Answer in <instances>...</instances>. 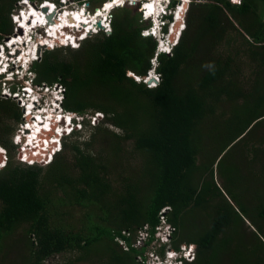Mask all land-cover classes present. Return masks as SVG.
<instances>
[{"label": "trees", "instance_id": "obj_1", "mask_svg": "<svg viewBox=\"0 0 264 264\" xmlns=\"http://www.w3.org/2000/svg\"><path fill=\"white\" fill-rule=\"evenodd\" d=\"M19 1L0 0V45ZM115 11L109 35L45 49L31 65L36 85L64 88L65 111L103 115L66 138L50 165L17 161L21 111L0 100V249L21 231L20 264H145L170 208L169 249L195 247V259L181 264H264V0L193 1L171 55L157 57L153 89L130 74L146 77L157 43L141 36L137 12ZM244 165L247 183H259L248 203L238 192ZM140 231L151 236L137 249Z\"/></svg>", "mask_w": 264, "mask_h": 264}, {"label": "clouds", "instance_id": "obj_2", "mask_svg": "<svg viewBox=\"0 0 264 264\" xmlns=\"http://www.w3.org/2000/svg\"><path fill=\"white\" fill-rule=\"evenodd\" d=\"M189 1H190L188 4L189 6H188L187 10L185 11L186 14H187V11H188L191 3L193 1L195 2L196 0H189ZM232 1L233 0H230L231 3H233ZM69 2H71V1L67 0V2H66V0H62V1H60V4L65 5L66 8H70L71 6L68 5ZM129 2H133V5H128ZM199 2H203V0H200ZM240 2H241V0H235V3H233V4H240ZM105 3L103 4L104 6H105ZM151 3H155V5H156L155 11L149 9V4H151ZM45 4H50L53 7H50V5L46 6ZM137 4H138V6H137ZM184 4H185V0H152L151 2L149 0H141V1L140 0H123L122 3H120L118 5L115 4L111 8V10L106 13L105 18L100 17V20L104 19L105 25L102 24L101 29L96 28L97 30L96 29L94 31L92 30L91 35L97 34L100 30L105 31V29L108 27V25H110L111 18H109V15L112 12H114L115 10L123 9L126 5L131 6V7L137 6V9H138L139 13L141 14V20L145 23H149V26H146V28L141 32V36L151 37L156 41L157 44H156V49H155V56L151 60V69L147 73L146 77L139 78V77L134 76L133 74H130V76H132V78H134V80L137 83L142 82L146 85L147 88L153 89L157 86V85L154 86L152 84L155 83V76L158 75L156 73L158 55L164 54V55L170 56L172 48H174L177 45L179 38H180L183 30L185 29V23L183 22V26H182V28L179 27L180 31L177 32V35H174V33H173V27L175 26V24L177 22V17L179 15L178 13L182 11ZM18 5L21 6V8L15 9V13H16L15 19L11 17L12 22H13L12 25L15 28V30H14V28H13V30L15 31V33H18L15 35H17L18 37L22 36L20 41H22L23 44L27 42L28 44H32V46L33 45L36 46L38 44L41 47L38 49L35 48L34 53L29 56L30 59H29V61L26 62V64H27L26 68H24V64H22V63L20 64V66H18V67H20V70H22V74H21L22 77L18 78V75L14 74L13 77L11 78L7 74V72H9L11 69L14 68L15 64H13V63H11L13 68L9 67L8 64H5V65H7L5 68H8V69H5V68L3 69L2 67L0 68V84H2V83L11 84V83L16 82L19 84V90H21V87L25 86V82L28 81L29 78L31 77V75H29V72L33 74V72L31 71V65L33 64L34 61L38 60L42 49L54 50L57 48H66V47H69L71 49H77L79 46V42L84 41L89 36H87V33H86L81 38V41L76 42L78 44V46L76 44H73V43H70L69 45L62 44L61 41L56 40L55 36H50V35H48L47 32L50 29L48 27V25L51 26L52 21H57L58 23H60V16H62L65 13V10L63 11V13L60 14V16L58 18L56 14H53V12L54 13L56 12V8H57L56 4L54 2L51 3L50 0H43L42 2H40L38 4V6H36L33 3V1L27 0V3H25V2H23V0H20ZM102 6H100V7H102ZM104 6L101 9H100V7H98V8H96V10L97 9L102 10L104 8ZM80 7H83V6L80 5ZM43 8L44 9L48 8L47 11L49 12V15L45 16L46 19L44 17L45 23L40 24L38 26V24L34 23L35 17L32 14V11L33 10L38 11L37 9H39V11H40ZM84 9H85V7L79 9L78 12H79V14L84 13V17L89 20V17L91 18V14L93 13V10L91 11V14H90L89 11H84ZM45 13H47V12H45ZM51 14H53L52 16H54V18L51 16ZM96 14H97V12L94 13L92 16H96ZM48 17H51L50 21L48 20ZM30 18H32V19H31V24L29 25L28 21H30ZM23 19H26V20H23ZM21 25H23V26H21ZM82 25H84V22L82 23ZM30 31H32V32L29 33ZM25 33H29V34L26 35ZM37 34H39L40 36H37ZM12 36H13V33H12ZM12 36L8 37L7 39H10ZM38 38H40V40ZM47 41H51V44H48ZM10 42H11V40L5 45L6 48L10 47V49H11V45H9ZM44 42H46V43L44 44ZM55 42L57 44L54 46ZM40 43H43V44H40ZM1 46L2 45H0V52L2 51ZM38 52H39V54H38ZM11 54H13V55L18 54V50L17 51L14 50V47H13V49H11V52H8L6 55L11 56ZM19 61L20 60L18 59V56H17V59H15V62L18 63ZM151 78H153L154 80L149 83L148 81ZM1 90H2V87L0 85V92H1ZM13 91H15V88H13ZM47 96H48L49 100H53L55 98L54 94H52V93L47 94ZM87 125H88V123H85L84 127H86ZM65 139H64V141H65ZM64 141H63V143H64ZM63 143H62V149H63ZM12 144H13V140H12ZM62 149H61V151H62ZM4 151H6V150L0 146V160L3 159ZM6 157H7V152H6ZM6 162H7V160H6ZM4 166L2 168H4ZM2 168H0V169H2ZM170 240H171V237H170ZM169 242H165L162 245V246H166L164 256H160L158 254L154 256V254L151 252L150 256H148L149 254L146 256L143 255L145 262L148 264H181L184 262H188L187 259H185L183 257L182 252L180 250L175 251V250L169 249L170 251H174L177 254L174 256L170 255L168 253V251H166V248L170 247ZM147 248L148 247H146V250H147ZM146 250H145V252H146Z\"/></svg>", "mask_w": 264, "mask_h": 264}, {"label": "built area", "instance_id": "obj_3", "mask_svg": "<svg viewBox=\"0 0 264 264\" xmlns=\"http://www.w3.org/2000/svg\"><path fill=\"white\" fill-rule=\"evenodd\" d=\"M199 1L200 0H196V2ZM232 2L235 3V0ZM104 33L107 35L110 34L107 28ZM12 63L15 64V66L7 72L9 77L12 78L14 74H17L18 78L22 77V70H20V67L16 66L18 63L15 61H12ZM29 75H31V77L25 82V86L21 87V90H19V84L16 82L11 84L2 83L0 97L2 96L5 99L15 101L21 111L22 123H20L12 137L13 144L16 147L17 161L28 166L47 167L52 163L54 157L61 151L62 143L65 138L71 137L74 133H83L86 128L84 127L85 123H88L90 127H94L97 123L103 120V115L95 113L91 114L92 116H88L89 114H76L65 111L62 107L65 92L64 88L59 84H55L52 87L36 85L33 79L34 75L30 72ZM159 82L160 76L156 75L155 83L152 85H158ZM29 85L35 87V92L30 89L31 87ZM13 88H15V91H13ZM27 88L29 92L27 91L25 94L24 91H26ZM53 89H55V98L49 100L47 93H51ZM18 92H20L21 95H18ZM34 93H36V98ZM24 94L26 97L23 99L22 95ZM27 98H29V102H27ZM25 103H29L33 107L30 115L26 111ZM48 111H50V113H48ZM37 114L40 115L39 117L42 119H47L49 116L56 118H54V120H49L44 124H40L41 128L39 129L34 127L35 121L33 120V117H36ZM28 126H31L29 132L25 131ZM32 129H35L36 131L39 129V131L36 133V138L33 139L31 144L27 145V140L30 135H32ZM6 160V151H4L3 159L0 160V168L6 164ZM169 210L170 208H164L161 210L159 214L160 223L155 228V233L153 234L154 241L148 247L159 249L165 242L170 241V237L174 232V227L167 222L166 214ZM150 236L151 235L148 232L140 231L133 247L137 249H140L142 246L145 247ZM117 243H119V246L123 247L125 251L128 249L125 242L118 241ZM179 250L188 262L194 260L195 247L193 245H182ZM170 254L173 256L177 255L174 251H170ZM138 258L140 261L142 260L141 257Z\"/></svg>", "mask_w": 264, "mask_h": 264}, {"label": "rangeland", "instance_id": "obj_4", "mask_svg": "<svg viewBox=\"0 0 264 264\" xmlns=\"http://www.w3.org/2000/svg\"><path fill=\"white\" fill-rule=\"evenodd\" d=\"M43 0H36V1H33V3L36 5V6H38V4L40 3V2H42ZM60 1H62V0H50V2L51 3H55L56 4V7L58 8V12H57V17L59 18V16H60V14L66 9H69L70 10V12L71 13H73V12H75V13H79L78 12V10L79 9H81V8H84L85 7V9H84V11H89V13L91 14V11L93 10V13L91 14V18L93 17L92 15L94 14V13H96V8H98V7H100V6H102L104 3H101V4H99L98 2H96L95 0H90V1H84V2H82L83 4H79L77 1H74V0H69V1H71V2H69L68 3V5L69 6H71L70 8H66V6L65 5H63V4H60ZM108 0H106V2H107ZM141 1V0H140ZM66 2H67V0H66ZM80 5L81 6H83V7H80ZM128 5H133V2H129L128 3ZM128 5H126L125 7L126 8H130L133 12H137L139 15H140V21H139V23H141V26H143V27H146V26H149V23H145V22H143L142 20H141V14L139 13V11H138V9H137V6H138V4H137V6H135V7H131V6H128ZM46 6H48V5H46ZM189 6V5H188ZM15 7H17V9L18 8H21V6H19L18 4L15 6ZM45 7V6H44ZM50 7H53L52 5H50ZM124 7V8H125ZM101 8V7H100ZM188 8V7H187ZM187 8L185 9V11L187 10ZM46 9V12H47V14L49 15V12L47 11V9L48 8H45ZM72 10V11H71ZM40 11H42V10H40ZM68 11V10H67ZM33 12H35V13H37V12H39V10L38 11H32V14H34ZM116 12V11H115ZM114 12H112L110 15H109V18H111L112 17V14H113ZM186 14V13H185ZM185 14H183V18L184 19H181L180 21V23H177L176 24V28H174L173 29V31H177L176 29L177 28H182V26H183V22L185 23V19H186V16H187V14L185 15ZM51 16H52V14H51ZM11 17L12 18H14L15 19V17H16V13H15V10L13 11V13H12V15H11ZM53 18H54V16H52ZM108 18V19H109ZM89 19H90V17H89ZM11 23L13 24V22H12V19H11ZM30 23V22H29ZM33 23V22H32ZM14 30H15V28H14ZM13 30V31H14ZM107 30H109V32H110V30H111V26L109 25L108 27H107ZM81 30H79V28H77V27H75V28H71L70 30L69 29H67V28H64V32H67L68 34L67 35H65L66 36V39L68 40V42H67V45H69L70 43H73V44H76L77 46H78V44L76 43V42H78V41H81V38H79L78 37V35H80V32ZM100 31H104V30H100ZM105 32V31H104ZM178 32V31H177ZM15 34H18V33H15V31L13 32V36L10 38V39H6L4 42H3V44H2V46H1V48H2V51L0 52V56H2V54L1 53H3L4 52V56L6 57L7 55V53L8 52H11V49H10V47H8V48H6L5 47V45L10 41V40H12L13 39V37H15L14 39L15 40H20L21 38H22V36H20V37H18L17 35H15ZM37 36H40L39 34H37ZM91 36V35H90ZM89 36V37H90ZM39 40H40V38H38ZM21 42V41H20ZM33 42V41H32ZM48 42H50V43H48ZM34 43V42H33ZM47 43L48 44H51V41H47ZM81 42H79V44H80ZM57 43L55 42L54 43V46L56 45ZM17 45V46H16ZM31 45V46H30ZM29 46L30 47H32V44H30ZM23 47V46H22ZM19 49V48H21L18 44H15V47H14V49L16 50V49ZM24 48V47H23ZM34 48V47H33ZM45 49H42L41 50V53L44 51ZM18 54L20 55L21 54V56H23V54L20 52V51H18ZM3 61H5L4 59H0V67H3V69H4V67H5V64H8L9 65V67H11V68H13V66H12V61H15V59H11V60H8L7 62L5 61V62H3ZM20 64H16V66H19ZM27 67V64L26 63H24V68H26ZM1 86H2V84H0ZM30 86V85H29ZM54 86V85H53ZM31 87V86H30ZM30 89H32L34 92H35V87L33 86V87H31ZM23 90V89H22ZM54 90L55 89H53V91L51 92L52 94H54L55 95V92H54ZM49 93V92H48ZM47 93V94H48ZM35 94L36 93H34V96H35ZM18 95H21V93L20 92H18ZM2 97V96H1ZM0 97V100H2V101H4V100H9V99H5L4 97H2L1 98ZM37 96H35V98H36ZM10 101H12V102H14V103H16L15 101H13V100H11L10 99ZM88 116H92L91 114H89ZM21 123H22V121H20ZM101 122V121H100ZM98 124V123H97ZM96 126V125H95ZM71 138H72V136H71ZM84 138H88V136H85ZM15 158L17 159V157L15 156ZM241 171H242V173H243V175H241V179H240V181L243 179L244 181L243 182H241V183H239V187H242L240 190H238V192H239V195H242V197H243V201H245V202H249V201H251L252 199H250L249 198V196H251V195H253V191H254V188L255 187H257V188H259V183H256V186H252L251 184H249V182L247 183V179H249V177H250V175H251V169H250V167L248 166V165H244L242 168H241ZM246 182V183H245ZM242 183H244V184H242ZM235 186H237V184L235 185ZM246 194H248L249 196H247ZM247 196V197H246ZM244 227H245V230L246 231H251V232H253L254 230H253V228L250 226V224L247 222V221H245V224H244ZM139 234V232L137 233V235ZM140 238H141V236H140ZM238 238V237H237ZM249 239V238H248ZM25 241H27L28 242V240H27V237L21 232V231H18L17 233H14V234H12V235H10V236H8V237H6V238H4V240L2 241V246H1V249H0V264H20V263H22V260H23V257L26 255V251H27V249H26V246H25ZM157 248H152V247H148L147 248V250H146V252H145V254H144V256H146V255H148V256H150V253L152 252L153 254H154V256L155 255H157L158 253H157ZM166 251H168V253L170 254V250H169V247H167L166 248ZM93 252H95V257H99L100 258V256L101 255H103V253H102V251H101V247L99 246L98 248H96V249H94L93 250ZM171 255V254H170ZM105 256V255H104ZM103 256V257H104ZM262 257H263V259H264V254L262 255ZM69 258V256H67L66 257V259H68ZM195 259V258H194ZM64 260V259H63ZM62 260V261H63ZM135 262L136 263H141L142 262V260L140 261L139 260V258L138 257H136V260H135Z\"/></svg>", "mask_w": 264, "mask_h": 264}, {"label": "bare ground", "instance_id": "obj_5", "mask_svg": "<svg viewBox=\"0 0 264 264\" xmlns=\"http://www.w3.org/2000/svg\"><path fill=\"white\" fill-rule=\"evenodd\" d=\"M122 1L123 0H108L106 3H105V6H104V8L102 9V10H100V9H97L96 10V12H97V14H96V16H93L92 18H90L89 20L87 19V18H85L84 17V13H75V12H73V13H71L70 12V10L69 9H65V13L62 15V16H60V23H58L57 21H52V23H51V26H49L48 25V27L50 28L49 30H48V35H50V36H55L56 37V40H59V41H61V43L62 44H65V45H67V42H68V40L66 39V36L65 35H67L68 33L67 32H64V28H67V29H73V28H75V27H77V28H79V30H81L82 32L80 33V35H78V37L79 38H82L86 33H88V32H91L92 30L94 31L95 29H96V23L97 22H99V20H100V17H103V18H105V16H106V13L108 12V11H110L111 10V8L116 4V5H118V4H120V3H122ZM150 2L152 1V0H149ZM189 0H185V4H184V7H183V9H182V11L181 12H179L178 14V17H177V22H176V24L177 23H180V20L181 19H183V14H185V9L188 7V4H189ZM45 5H50V4H45ZM149 9L150 10H153V11H155L156 10V5H155V3H151V4H149ZM37 10H39V9H37ZM72 11V10H71ZM57 12H58V8H56V12L54 13L53 12V14H56L57 15ZM82 12V11H81ZM34 14V17H35V20H34V23H36V24H38V26L40 25V24H43V23H45V21H44V17L46 16V15H48L47 13H45V12H43V11H39V12H37V13H35V12H33ZM63 13V12H62ZM52 14V15H53ZM31 19L32 18H30V21H28V22H30V23H28L29 25L31 24ZM45 19H46V17H45ZM23 20H26V19H23ZM101 22H102V24L103 25H105V22H104V19H102V20H100ZM84 22V25H82V23ZM176 24H175V26L173 27V29L174 28H176ZM27 25V24H26ZM97 30V29H96ZM178 32L180 31V28H177L176 29ZM177 31H173V33H174V35H177ZM32 31H30L29 33H31ZM29 33H25L26 35L27 34H29ZM81 34H82V36H81ZM81 36V37H80ZM15 37H13V39L11 40V42L9 43V45H11V49H13V47H15V44H18L21 48H17L16 49V51L18 50V51H20L22 54H23V56H21V54L19 55V54H16V55H13V54H11V56H4V53H1L2 54V56H0V59H4L6 62L8 61V60H11L12 59V57L14 58V59H17V56H18V59L20 60L18 63L19 64H24V63H26L27 61H29V59H30V55L31 54H33L34 53V51H35V48H41L40 47V45H36V46H32V47H30L31 45L30 44H28L27 42L26 43H22V41L20 42V40H15L14 39ZM22 43V44H21ZM46 42H44V44H45ZM48 43H50V42H48ZM69 43V42H68ZM40 44H43V43H40ZM30 45V46H29ZM17 46V45H16ZM24 48H23V47ZM34 47V48H33ZM15 50V49H14ZM13 53V52H12ZM5 61H3V62H5ZM8 63V62H7ZM7 65H5V67H6ZM4 67V68H5ZM1 68V67H0ZM3 68V67H2ZM27 91H28V88L26 89V91H24L25 92V94L27 93ZM29 92V91H28ZM25 94L24 95H22V98L24 99L26 96H25ZM27 100V102H29L28 100H29V98H27L26 99ZM25 105H26V111L29 113V115L32 113V106H31V104H29V103H25ZM43 113V112H42ZM48 113H50V111H48ZM28 116V115H27ZM40 115H38L37 114V116L36 117H33V120L35 121V124H34V127H37V128H41V126H40V124H44V123H46V122H48L49 120H54V118H56V117H53V116H49L47 119H42V118H40L39 117ZM58 122V121H57ZM28 127H31V126H28ZM28 127H26V128H28ZM27 131H29V130H27ZM30 136H33L34 137V134H33V131H32V135H30ZM27 140V139H26ZM28 142H27V145H30L31 144V139L29 138L28 140H27Z\"/></svg>", "mask_w": 264, "mask_h": 264}, {"label": "water", "instance_id": "obj_6", "mask_svg": "<svg viewBox=\"0 0 264 264\" xmlns=\"http://www.w3.org/2000/svg\"><path fill=\"white\" fill-rule=\"evenodd\" d=\"M42 11L43 12H46V9H42ZM50 19H51V17H48V20L50 21ZM96 28L97 29H101L102 28V23H101V21H99V22H97L96 23ZM80 32H82V31H80ZM82 35V34H81ZM91 35V32H89V33H87V36H90ZM38 54H39V52H38ZM154 79L153 78H151L148 82L150 83V82H152Z\"/></svg>", "mask_w": 264, "mask_h": 264}, {"label": "snow or ice", "instance_id": "obj_7", "mask_svg": "<svg viewBox=\"0 0 264 264\" xmlns=\"http://www.w3.org/2000/svg\"><path fill=\"white\" fill-rule=\"evenodd\" d=\"M23 2L27 3V0H23ZM21 26H23V25H21Z\"/></svg>", "mask_w": 264, "mask_h": 264}]
</instances>
